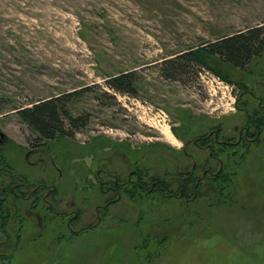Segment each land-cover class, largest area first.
<instances>
[{
  "label": "rangeland",
  "instance_id": "rangeland-1",
  "mask_svg": "<svg viewBox=\"0 0 264 264\" xmlns=\"http://www.w3.org/2000/svg\"><path fill=\"white\" fill-rule=\"evenodd\" d=\"M263 23L264 0H0V264H264V123L257 145L221 155L228 179L191 201L130 187L98 210L109 196L99 174L107 190L104 173L138 169L178 196L192 165L182 141L214 126L237 137L242 91L264 103V52L243 71L213 59L179 74L170 62ZM125 74L133 90L120 93L109 82ZM214 77L234 87L222 104L209 95ZM67 94L70 137L39 141L17 111ZM244 102L255 112L258 100ZM7 171L25 196L40 188L35 200L12 195ZM49 191L64 214L49 211Z\"/></svg>",
  "mask_w": 264,
  "mask_h": 264
},
{
  "label": "flooded vegetation",
  "instance_id": "flooded-vegetation-1",
  "mask_svg": "<svg viewBox=\"0 0 264 264\" xmlns=\"http://www.w3.org/2000/svg\"><path fill=\"white\" fill-rule=\"evenodd\" d=\"M250 96L256 100H258V105L255 112L250 113L249 110L245 107L244 98ZM256 93H253L249 90H243L241 96L237 101V111L241 116L242 124L238 128L237 137L227 139L224 135V130L222 126H214L210 131L203 132L195 137L193 141H182L183 150L182 153L186 156L187 159L192 160V165L190 169L182 174L180 180L182 182L193 181L194 183L190 184V187L187 189L185 187H181L180 195H175L172 192H165V187L161 179L156 177L150 178V183L143 178L142 173L138 169H129L126 172V179L121 180V174L118 173L115 169L104 173L105 176L108 177L112 182L108 185V189L105 190L106 184L104 183L101 175H98L99 187L102 190L103 194L108 196L106 198L105 204L100 206L98 210H106L121 200V191L128 190L130 187L133 189L136 188L142 192H148L149 194L157 193L159 196L168 197V198H182L184 197L186 202L191 201L188 199L190 193H194L197 195L198 189L203 185L206 181H215L218 182L223 179H228L229 176L225 174V162L221 155L224 153L229 154L228 150L233 149V152H237L244 150L245 146L249 145H257L262 136L261 125L264 123L263 119L259 117L260 113H264V103L262 98H258ZM247 121L248 123H244ZM235 139V140H234ZM191 148L189 152L188 149ZM212 163H215L213 165ZM6 169H3L5 171ZM2 171V172H3ZM9 173V171H7ZM7 173V174H8ZM10 181L13 185L11 189L12 195L29 202L30 200H35L36 194L40 191V188H36L34 191L30 192L29 195L25 196L22 191L25 183H16L15 177L11 173ZM178 177V178H179ZM193 186V187H192ZM22 187V188H21ZM192 187V188H191ZM1 188V187H0ZM149 188V189H148ZM167 191V190H166ZM7 193L5 188L0 189V194ZM51 192L49 191L45 198L43 199L46 204L48 203V208L50 212L58 213L60 215L64 214L63 212H56L52 206V204L48 201V197ZM98 212V211H97ZM98 214V213H97ZM99 216V215H98ZM68 222L67 227L69 230L77 235L82 231H75L74 227L77 224L78 215L75 214L73 217L67 216ZM100 220V218H99Z\"/></svg>",
  "mask_w": 264,
  "mask_h": 264
},
{
  "label": "trees",
  "instance_id": "trees-1",
  "mask_svg": "<svg viewBox=\"0 0 264 264\" xmlns=\"http://www.w3.org/2000/svg\"><path fill=\"white\" fill-rule=\"evenodd\" d=\"M264 52V23L255 27L247 28L230 35H225L219 40L209 43L206 46H200L197 50H191L180 55L179 59L170 62L169 68L172 72L182 74L185 65L189 68L208 67L210 60L216 59L238 70H245L247 66L255 59L260 58ZM181 60V61H180ZM180 63V64H179ZM184 64V65H183ZM216 74L229 81L227 76L221 73ZM129 74L114 78L109 82L110 86L120 93H126L133 90L132 81ZM65 96V97H64ZM70 95H60L49 99H44L34 103L30 107H24L17 112L24 122H26L39 135V141H54L60 137H70L67 132L68 126L64 124L62 115L67 114L66 106ZM80 118H70L69 128H78ZM193 181L178 182V186L189 188ZM165 188L168 187L163 182ZM149 264L155 260L150 255L145 256Z\"/></svg>",
  "mask_w": 264,
  "mask_h": 264
},
{
  "label": "built area",
  "instance_id": "built-area-1",
  "mask_svg": "<svg viewBox=\"0 0 264 264\" xmlns=\"http://www.w3.org/2000/svg\"><path fill=\"white\" fill-rule=\"evenodd\" d=\"M207 87L209 95L218 98L221 104L227 100L228 96H233L234 93V87L220 78H210L207 82Z\"/></svg>",
  "mask_w": 264,
  "mask_h": 264
},
{
  "label": "bare ground",
  "instance_id": "bare-ground-1",
  "mask_svg": "<svg viewBox=\"0 0 264 264\" xmlns=\"http://www.w3.org/2000/svg\"><path fill=\"white\" fill-rule=\"evenodd\" d=\"M162 133L164 134V137L166 140H168L169 142L172 143H176V140L172 137L171 133L169 132V130L167 128L162 130ZM8 173V172H7ZM3 175V174H2ZM6 176V175H5ZM2 177V176H1ZM4 178V177H3ZM7 178V177H6ZM22 188V187H21ZM24 190V189H23ZM26 191V190H25ZM27 192V191H26ZM30 192V191H29ZM10 194V191H9ZM13 194V193H12ZM11 195V194H10Z\"/></svg>",
  "mask_w": 264,
  "mask_h": 264
}]
</instances>
